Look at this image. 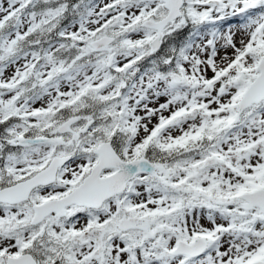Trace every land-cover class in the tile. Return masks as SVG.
<instances>
[{
    "label": "snow or ice",
    "instance_id": "obj_1",
    "mask_svg": "<svg viewBox=\"0 0 264 264\" xmlns=\"http://www.w3.org/2000/svg\"><path fill=\"white\" fill-rule=\"evenodd\" d=\"M0 264H264V0H0Z\"/></svg>",
    "mask_w": 264,
    "mask_h": 264
}]
</instances>
